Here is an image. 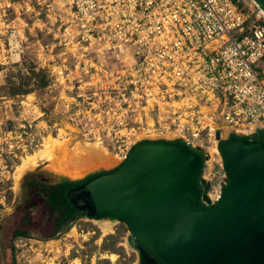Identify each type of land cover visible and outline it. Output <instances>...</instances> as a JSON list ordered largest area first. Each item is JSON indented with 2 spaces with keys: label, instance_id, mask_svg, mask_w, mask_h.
Wrapping results in <instances>:
<instances>
[{
  "label": "rangeland",
  "instance_id": "1",
  "mask_svg": "<svg viewBox=\"0 0 264 264\" xmlns=\"http://www.w3.org/2000/svg\"><path fill=\"white\" fill-rule=\"evenodd\" d=\"M20 19L15 26L26 28L19 61H0V264H138L128 228L117 220L104 235L103 219L74 218L51 236L45 198L27 187L33 180L52 186L111 171L137 144L170 140L159 108L145 103L143 88L130 85L124 72L137 57H116L95 41L76 48L74 36H58L53 21L42 26L24 24L29 16ZM16 89L28 93L12 96ZM88 144H99L114 161L73 172L59 150ZM29 159L35 167L21 169ZM18 230L26 236H14Z\"/></svg>",
  "mask_w": 264,
  "mask_h": 264
},
{
  "label": "built area",
  "instance_id": "2",
  "mask_svg": "<svg viewBox=\"0 0 264 264\" xmlns=\"http://www.w3.org/2000/svg\"><path fill=\"white\" fill-rule=\"evenodd\" d=\"M24 16V24L53 21L76 48L95 41L116 57L133 52L137 60L124 70L129 84L143 88L170 131V140L149 142L200 149L199 178L207 186L200 201L216 205L228 185L221 157L214 159L219 143L264 131V13L252 0H0L4 63L23 52L26 27L15 25Z\"/></svg>",
  "mask_w": 264,
  "mask_h": 264
},
{
  "label": "water",
  "instance_id": "3",
  "mask_svg": "<svg viewBox=\"0 0 264 264\" xmlns=\"http://www.w3.org/2000/svg\"><path fill=\"white\" fill-rule=\"evenodd\" d=\"M248 139L219 145L228 185L212 207L199 208L200 149L163 142L136 145L65 197L89 219L122 222L138 264H264V145Z\"/></svg>",
  "mask_w": 264,
  "mask_h": 264
},
{
  "label": "trees",
  "instance_id": "4",
  "mask_svg": "<svg viewBox=\"0 0 264 264\" xmlns=\"http://www.w3.org/2000/svg\"><path fill=\"white\" fill-rule=\"evenodd\" d=\"M46 82H42V86H46ZM28 92L25 91L24 93H20L18 89L13 90L12 96H18L19 94H27ZM244 140L246 142H250L248 138L246 137H237L234 135L229 136L226 140H223L219 143V145L222 144H228L234 140ZM257 141H261L264 145V141L260 138ZM157 142H163L167 144H179L184 145L181 141H173V142H167V141H157ZM141 143H152L149 141H143ZM138 145V144H137ZM198 155L201 156L202 162H203V155L200 152H196ZM121 166V165H120ZM120 166L117 168L111 170V171H101L98 173L91 174L84 178L83 180H77L72 181L68 179H63L60 181V183L52 186H46L40 183H36L34 180L27 183V187L29 189L30 195H32L34 192V195L40 194L43 195L47 204L48 213L50 216H52L53 221V236L54 234L58 233L63 227H68L71 220L74 218H83L86 217L84 214L76 212L67 202L65 193L66 191L73 189L75 187H78L85 183L88 180H91L95 177L104 175V174H110L115 172ZM14 236L16 237H25L26 233L22 232L20 230L16 231L14 233ZM50 238V237H49ZM10 264H15L14 260Z\"/></svg>",
  "mask_w": 264,
  "mask_h": 264
},
{
  "label": "bare ground",
  "instance_id": "5",
  "mask_svg": "<svg viewBox=\"0 0 264 264\" xmlns=\"http://www.w3.org/2000/svg\"><path fill=\"white\" fill-rule=\"evenodd\" d=\"M60 151L67 153V156L69 159L67 162V166L70 168H74L75 171L73 172H76V170H78V172L86 171L87 169H89L90 167L94 165L96 166L99 164H109V163H112L115 158L112 155H110L99 144H88L84 148L75 147L71 150H68L66 147H63V149L59 150V152ZM207 151H208V154L210 155H213L216 152L215 148L211 146L207 149ZM32 159L25 161L22 164L21 169H26V168L29 169V168L35 167L34 161ZM68 173L70 175L74 174L72 173V171ZM112 221L113 220L111 219H103L101 221H98L102 234L105 235V234L111 233L113 226L110 222ZM110 259L114 260L115 256L113 255L110 256Z\"/></svg>",
  "mask_w": 264,
  "mask_h": 264
},
{
  "label": "flooded vegetation",
  "instance_id": "6",
  "mask_svg": "<svg viewBox=\"0 0 264 264\" xmlns=\"http://www.w3.org/2000/svg\"><path fill=\"white\" fill-rule=\"evenodd\" d=\"M256 136H257V140L261 138L264 141V138L262 137V134H256ZM202 195H203V190H202L201 186H198V203H199V208L200 209L204 208L203 205L201 204V201H200Z\"/></svg>",
  "mask_w": 264,
  "mask_h": 264
}]
</instances>
